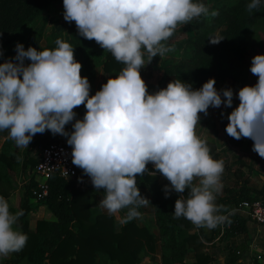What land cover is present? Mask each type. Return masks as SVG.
Returning a JSON list of instances; mask_svg holds the SVG:
<instances>
[{
  "label": "clouds",
  "instance_id": "9594fccd",
  "mask_svg": "<svg viewBox=\"0 0 264 264\" xmlns=\"http://www.w3.org/2000/svg\"><path fill=\"white\" fill-rule=\"evenodd\" d=\"M261 5L262 0H250L247 10ZM63 8L65 21H74L80 36L94 40L125 67L90 96V83L81 76L69 43L57 39L55 49L39 51L17 43L15 57L0 64V131L7 130L18 148H28L46 130L67 137L72 163L105 193L99 206L110 216L127 209L121 224L138 218V209L150 203L140 193L137 176L157 172L170 182L163 189L166 198L188 190L186 199L181 195L175 201L174 218L209 229L222 223L215 193L223 161L211 157L195 127L199 113L207 115L210 106L232 108L233 90L217 91L214 78L196 90L176 79L150 94L140 74L154 57L173 50L164 42L178 25L202 15L215 17L218 11L209 13L195 0H63ZM221 40L209 39L212 44ZM250 72L258 81L239 89V104L228 114L225 131L236 140L250 138L252 150L264 158V54L252 57ZM82 104L86 113L75 119L73 110ZM74 120L73 130L66 131ZM150 162L155 172L148 171ZM22 215V210L10 212L0 196V257L26 246L27 234L14 228Z\"/></svg>",
  "mask_w": 264,
  "mask_h": 264
},
{
  "label": "trees",
  "instance_id": "16d2710c",
  "mask_svg": "<svg viewBox=\"0 0 264 264\" xmlns=\"http://www.w3.org/2000/svg\"><path fill=\"white\" fill-rule=\"evenodd\" d=\"M52 2L62 3L63 0H0V51L10 43L13 34L42 13ZM199 2L208 7L209 13L218 11L219 14L215 17L202 15L186 25L177 26H182L191 35L183 42V58L162 61V79L156 85H147L150 94L166 88L167 78H170V81L180 79L191 84L194 90L199 89L210 78L217 82L235 76L236 66L245 60L247 35L259 20L264 18V0L258 10L251 12L247 10L250 0ZM64 25L66 35L52 34L51 41L40 50L55 49L56 41L60 39L74 48L75 60L86 69L90 65L89 58L95 52L97 43L80 36L74 21L69 23L64 19ZM176 32L177 29L171 37ZM213 38L223 40L212 44L209 39ZM159 59L160 57H154L153 61ZM28 62L30 61L25 60V64ZM124 67L125 65L115 60L111 52L105 50L102 60V70L105 74L116 77ZM81 76L87 77L85 73H81ZM104 83L99 84L97 91L101 90ZM237 86L241 89L248 84L241 79L237 80ZM85 113L86 110L75 119H83ZM74 122L75 120L66 125L68 132L73 130ZM230 138L234 142H241L240 139ZM53 141L55 139L50 135V131L37 133L24 151L22 168L28 165L32 168L35 165L36 162L29 159L33 148L45 146ZM10 142V139H7L0 150V182L9 180L11 183L9 170L20 159V153L14 150ZM78 168L76 166L77 170ZM147 169L149 172H155L151 162ZM74 181L57 175L48 179V193L38 199L36 204L45 206L54 215L55 220H38L34 231L29 229L26 217L34 207L29 203V197L32 196L30 188L35 186V182L30 187L27 186L21 206L17 210L10 207L13 214L21 210L23 212L16 226L27 234V244L22 251L13 253V258L0 261V264H138L145 255L153 257L155 233L134 221L117 227L113 216L90 208L87 190L75 187ZM136 181L138 187L148 188L151 196L154 221L161 240L160 264H212V257L203 251V241L211 240L219 234V226L222 223L207 235L202 227H197L186 218H174L175 201L181 195L186 199L188 190L182 194L172 191L166 198L163 189L165 185H170V182L158 172L156 175L137 176ZM254 198L249 195L246 187L241 186L236 194L221 199L217 214L225 217L222 239L240 234L247 228L246 219L237 213L226 215L221 209L223 204L230 201L233 207H237L242 201ZM190 251L194 252L195 260L185 262ZM232 262L231 258L229 264Z\"/></svg>",
  "mask_w": 264,
  "mask_h": 264
},
{
  "label": "crops",
  "instance_id": "0c3cea01",
  "mask_svg": "<svg viewBox=\"0 0 264 264\" xmlns=\"http://www.w3.org/2000/svg\"><path fill=\"white\" fill-rule=\"evenodd\" d=\"M152 62L154 63L153 60ZM107 75L112 77L109 74ZM162 76L163 71L159 80L162 79ZM95 80L96 79L90 83V87L93 90L91 95L96 93L97 88L101 83H99V81L95 83ZM166 80H168L169 83L171 79L167 78ZM158 81L156 83L148 82L147 84L156 85ZM85 110L86 108L82 104L73 111L76 113V116H78ZM199 122L200 123L197 125L198 129L195 130L197 136L206 141L210 155L213 159L223 161L224 167L220 176L219 192L215 193V204L218 206V209L220 208L221 199L236 194L241 186H244L248 189L249 195L252 198L262 193L264 191V158L260 157L252 150L253 141L250 138L244 137L240 139V143L231 140L230 136L225 131V126H227L229 123L227 117H209V119L208 117H203V119L201 121L199 120ZM65 129L67 131L66 126ZM0 133H5L7 135L5 137L3 136L2 138L0 143L1 150L3 143L10 138L7 130L0 131ZM50 135L53 139H55V141L67 142V137L65 136L60 134L53 135L51 132ZM1 137L2 136H0V138ZM10 141V144L14 150L20 153V159L18 160V163L14 164L13 169L9 170V179L11 180V183L9 180H2L0 182V188L5 190L4 194L2 193L0 196H3L8 201L10 207H13L17 210L24 200L27 186L30 187V185H32V183L35 181L34 179L30 178L27 173V171L31 169L30 166L28 165L25 168H22L25 150L23 151V148H16L15 141L12 139H10ZM41 146L42 145L37 146L39 149L37 147L32 149L29 154V159L34 160L35 162L37 161V156ZM237 158L240 159L238 162H236ZM14 170L19 172L18 178L15 177L17 178L16 182L14 177L11 175ZM27 178H30L31 180L28 183L25 182V179ZM74 180L75 187L87 190L90 208L96 209L101 213H107L99 206L100 200L105 195L103 189L95 190L91 183L90 177L85 175L83 170L80 168H78ZM4 182H6L8 185L3 184ZM194 183H198V179L195 180ZM138 188L142 196L148 199L150 203H148L146 206L140 207V210H138L140 216L138 218L129 220L127 222L134 221L139 226L148 227L147 224L144 223L145 217L147 216L151 219L154 218L151 196L148 188L144 186H139ZM36 201L37 200L33 196L29 197V203L34 205L26 217L29 222V229L31 231L35 230L36 222L38 220H55L54 215L48 209H46L45 206L37 205ZM221 209L226 212V215L237 213L244 217L246 219L247 228L240 234L222 239L221 234L224 228V222H222V224L219 226L221 232L211 240L203 241L205 244L203 251L212 257V264H229V260L231 258L233 260L231 264H264V233L260 226L249 220L245 212L240 210L239 205L237 207H233L230 201L225 202ZM126 214L127 209H123L118 214L113 215L117 227L121 226L122 224L120 222L117 223L116 219L118 218L117 220H119L121 218L119 216L125 217ZM32 219H34V221H32ZM14 228L17 231H20L16 225H14ZM148 228L151 230L153 227ZM155 228L158 233L156 226ZM202 229L207 235H209L213 228L209 229L207 227H202ZM152 232H156L154 228L152 229ZM11 258H13V253L9 254L7 257H0V261ZM187 258H189V261H187ZM194 260V252L190 251L185 258V262H192Z\"/></svg>",
  "mask_w": 264,
  "mask_h": 264
},
{
  "label": "rangeland",
  "instance_id": "374dc122",
  "mask_svg": "<svg viewBox=\"0 0 264 264\" xmlns=\"http://www.w3.org/2000/svg\"><path fill=\"white\" fill-rule=\"evenodd\" d=\"M195 2H199V0H195ZM63 13H64L63 2L62 3L52 2L37 17L25 23V25L17 33L12 35L10 43L1 49L0 52H2V55H0V64L14 57L16 53L15 46L17 43L23 44L25 49L31 46L39 51L42 47H44L46 44H48L51 41L52 34L59 33V35L65 36L66 31H65ZM190 36H191L190 33L188 31H185L182 28V26H180L177 28L176 34L173 37L169 38L166 42H164L173 49L172 51L167 52L163 57L157 56L160 57V59L154 63L151 61L150 62L151 64L150 63L147 64V53H145L144 58L147 65L140 69L141 72L140 74L142 79L145 81L146 85H151V84H147L148 82L156 83L160 79L162 75V61L170 60V59H172V61H176L180 58H183L182 56L183 55L182 52H184L183 42L186 39H189ZM246 51L247 53L245 60L242 61L240 64H238V66H236V69L234 70L235 76L218 80L215 83V88L217 89V91L226 88H231L233 90L234 99H233L232 108H226L223 104L221 105L220 108H214L210 106L207 115H205L204 113L199 114L201 118L200 121L203 119V117H208V119L209 117H227L228 114H230L231 111L238 106L239 99L236 94L238 93L239 89L237 86V80L242 79V81L243 80L246 81L248 86H254L257 83L258 77L250 72V67H251L252 57H254L257 54H264V18L259 20V22L248 33ZM104 52L105 50L99 44H97L95 52L90 55L89 67H87L86 69H83L81 67V73L86 74L89 82L91 81L90 79L93 80L96 79L95 83L97 81H99V83L100 82L106 83L109 78H112L109 77L107 74H105V72H103L102 70V60H103ZM92 91L93 90L90 87V92H89L90 96L92 94ZM222 112L224 113L223 116L221 115ZM197 125L195 127V130L198 129ZM0 136H2L0 138V143H1L3 136L5 137L7 135L5 133H0ZM15 147L18 148L16 144ZM25 149L26 148H23L22 150L24 151ZM239 160L240 159L237 158L236 162H238ZM12 169L13 168H11V170ZM11 175L14 177V180L16 182L19 172L14 170ZM3 184L8 185L6 182H4ZM1 191L4 194L5 190H1ZM119 217H121L119 220L124 218V216H119ZM117 219H116L117 223L120 222ZM154 220L155 218L151 219L146 216L144 223L147 224L148 227H153L154 230L156 231L153 232L155 233L156 236V244H155V252H154L155 254L153 255L152 258L150 255L143 256L138 264H160L161 240L155 228L156 225ZM32 221H34V219H32ZM187 261H189V258H187Z\"/></svg>",
  "mask_w": 264,
  "mask_h": 264
},
{
  "label": "built area",
  "instance_id": "2783aa9c",
  "mask_svg": "<svg viewBox=\"0 0 264 264\" xmlns=\"http://www.w3.org/2000/svg\"><path fill=\"white\" fill-rule=\"evenodd\" d=\"M72 148L67 143L53 141L41 146L36 164L27 171L30 178L34 179L35 186L31 189L32 196L38 200L48 193V179L57 175L63 179L76 177V166L72 163ZM30 178L25 182H30ZM247 218L260 226L264 233V191L251 200H244L239 204Z\"/></svg>",
  "mask_w": 264,
  "mask_h": 264
}]
</instances>
